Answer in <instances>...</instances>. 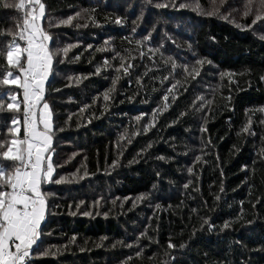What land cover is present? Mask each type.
Listing matches in <instances>:
<instances>
[{"label":"trees","instance_id":"1","mask_svg":"<svg viewBox=\"0 0 264 264\" xmlns=\"http://www.w3.org/2000/svg\"><path fill=\"white\" fill-rule=\"evenodd\" d=\"M6 3L18 0H0V79L17 72L5 45L19 41L22 15ZM41 3L50 50L67 49L45 84L53 179L64 182L42 185L48 214L31 264H264L256 6L245 16L248 0ZM4 93L23 98L0 86V140L16 117L23 138V104L7 110Z\"/></svg>","mask_w":264,"mask_h":264},{"label":"snow or ice","instance_id":"2","mask_svg":"<svg viewBox=\"0 0 264 264\" xmlns=\"http://www.w3.org/2000/svg\"><path fill=\"white\" fill-rule=\"evenodd\" d=\"M253 5L256 6L252 20L255 25L257 21L264 20V0H248L245 16L253 14ZM4 7L22 14L17 25L20 31L16 35L19 41L24 42V46L15 37L5 45L7 64L17 72L15 75L12 71L3 74L0 86L14 85L23 90L22 100L18 99L16 93H4V96L10 101L6 105L7 110L21 113L23 104L24 135L21 138V120L16 117L6 129L11 139L0 140V264H31L33 245L40 240L41 225L48 214L47 198L42 185L64 182L62 178L53 179V124L49 104L45 101V83L51 73L54 58L61 52L66 54L67 49L50 50L49 44L53 37L41 24L45 15V6L41 0H18L15 4L6 3ZM224 18L227 19L226 16ZM72 19L70 17L62 23L71 24ZM206 62L210 63L197 61V64ZM184 70L188 71L187 66ZM193 71L199 74L195 69ZM175 87L172 85L168 92L171 93ZM167 99L168 96H164V100ZM4 108L3 100H0V109ZM205 223L208 221L205 220ZM169 247L174 245L169 244Z\"/></svg>","mask_w":264,"mask_h":264},{"label":"crops","instance_id":"3","mask_svg":"<svg viewBox=\"0 0 264 264\" xmlns=\"http://www.w3.org/2000/svg\"><path fill=\"white\" fill-rule=\"evenodd\" d=\"M42 21V20H41ZM46 84V83H45ZM38 115H39V113H38ZM39 117V116H38Z\"/></svg>","mask_w":264,"mask_h":264},{"label":"rangeland","instance_id":"4","mask_svg":"<svg viewBox=\"0 0 264 264\" xmlns=\"http://www.w3.org/2000/svg\"><path fill=\"white\" fill-rule=\"evenodd\" d=\"M50 107V106H49ZM51 110V109H50ZM52 124H53V122H52Z\"/></svg>","mask_w":264,"mask_h":264}]
</instances>
